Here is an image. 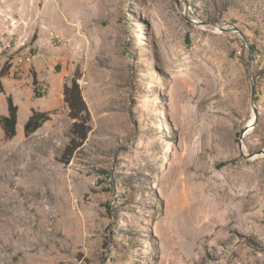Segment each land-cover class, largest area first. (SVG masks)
I'll use <instances>...</instances> for the list:
<instances>
[{
  "label": "rangeland",
  "instance_id": "obj_1",
  "mask_svg": "<svg viewBox=\"0 0 264 264\" xmlns=\"http://www.w3.org/2000/svg\"><path fill=\"white\" fill-rule=\"evenodd\" d=\"M2 46L48 120L0 128V264H264V0H0Z\"/></svg>",
  "mask_w": 264,
  "mask_h": 264
},
{
  "label": "trees",
  "instance_id": "obj_2",
  "mask_svg": "<svg viewBox=\"0 0 264 264\" xmlns=\"http://www.w3.org/2000/svg\"><path fill=\"white\" fill-rule=\"evenodd\" d=\"M253 51V48H251ZM3 76V72L0 71V77ZM34 85H37L36 80H33ZM0 94H4L2 87L0 86ZM64 102L69 108V115L73 120L71 126V139L69 144L65 147L63 156L68 159L72 156L74 151L80 148L87 138L89 132L88 120L89 112L86 104L81 96V91L77 84V78L71 80L70 84H65L63 89ZM35 98H42L43 95L40 92L34 90ZM7 104V115H0V128L2 129L4 138L11 140L16 135L17 125V107L14 105L12 97L10 95L5 96ZM48 120V115L44 112L32 111V114L26 120L23 131L26 136L37 130L40 125Z\"/></svg>",
  "mask_w": 264,
  "mask_h": 264
},
{
  "label": "bare ground",
  "instance_id": "obj_3",
  "mask_svg": "<svg viewBox=\"0 0 264 264\" xmlns=\"http://www.w3.org/2000/svg\"><path fill=\"white\" fill-rule=\"evenodd\" d=\"M24 121H25V119L23 118V115H19L18 116V122H17V127H16V130H17V132L19 133L20 131H22V129H23V125H24Z\"/></svg>",
  "mask_w": 264,
  "mask_h": 264
},
{
  "label": "water",
  "instance_id": "obj_4",
  "mask_svg": "<svg viewBox=\"0 0 264 264\" xmlns=\"http://www.w3.org/2000/svg\"><path fill=\"white\" fill-rule=\"evenodd\" d=\"M253 94H254V86L251 87V95L253 96ZM254 114H255V112H254Z\"/></svg>",
  "mask_w": 264,
  "mask_h": 264
},
{
  "label": "built area",
  "instance_id": "obj_5",
  "mask_svg": "<svg viewBox=\"0 0 264 264\" xmlns=\"http://www.w3.org/2000/svg\"><path fill=\"white\" fill-rule=\"evenodd\" d=\"M15 23V22H14ZM3 49H5V47H0V53L3 51Z\"/></svg>",
  "mask_w": 264,
  "mask_h": 264
}]
</instances>
